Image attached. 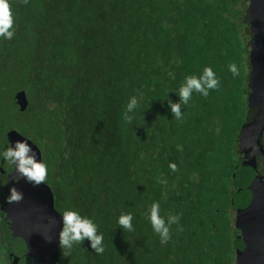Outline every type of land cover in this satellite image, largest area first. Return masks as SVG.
Here are the masks:
<instances>
[{"label": "trees", "instance_id": "1", "mask_svg": "<svg viewBox=\"0 0 264 264\" xmlns=\"http://www.w3.org/2000/svg\"><path fill=\"white\" fill-rule=\"evenodd\" d=\"M9 2L15 23L12 39L0 37V153L7 131L28 138L47 165L54 209L78 211L103 235L102 254L87 239L67 256L58 243L54 264H233V202L245 168L236 157L246 117L245 0ZM205 67L219 88L206 97L194 91L177 120L168 100L180 102L185 77ZM0 168L1 206L11 168L2 156ZM153 202L166 223L180 217L165 244L147 218ZM121 213L132 214L134 231L118 224ZM7 223L0 210V264L14 256L31 264Z\"/></svg>", "mask_w": 264, "mask_h": 264}, {"label": "flooded vegetation", "instance_id": "2", "mask_svg": "<svg viewBox=\"0 0 264 264\" xmlns=\"http://www.w3.org/2000/svg\"><path fill=\"white\" fill-rule=\"evenodd\" d=\"M253 1L254 11L247 12L246 24L250 42L246 117L236 148L239 165L245 168L240 173L243 183L236 189L233 202L232 226L236 239L233 264H264V0ZM251 25L259 31L254 33ZM240 190H244V196L239 195ZM251 233L253 238L247 243V235Z\"/></svg>", "mask_w": 264, "mask_h": 264}, {"label": "clouds", "instance_id": "3", "mask_svg": "<svg viewBox=\"0 0 264 264\" xmlns=\"http://www.w3.org/2000/svg\"><path fill=\"white\" fill-rule=\"evenodd\" d=\"M20 2L27 4L28 0H20ZM14 23V15L9 0H0V37L9 40L12 39L14 36ZM229 70L233 76H239L240 74L234 62L229 64ZM219 83L211 67H205L203 69V74L199 77L195 75L186 76L178 92L180 102L173 103L171 100H168L173 117L177 120L182 119L181 105L188 104L194 91L206 97L209 94V90L219 88ZM137 106V97H131L127 104L126 111L123 114L126 122H132L133 117L128 115V113L133 112ZM0 156L14 166L19 179L23 178L34 186L46 181L48 175L47 165L42 161H37L36 153L29 146L27 141H16L14 146L11 144L6 150L0 153ZM169 167L173 172L178 170L177 165L174 163H170ZM157 182L167 183L166 180L160 178H158ZM23 198V193L21 191L16 187H11L6 201L9 204L19 203ZM61 217L62 229L59 232V246L61 249L68 250L64 253L65 256L69 254L73 244H82L85 239L91 242V248L94 252L97 254H102L104 252L103 235L97 234V225L90 218L83 217L78 211L71 209L64 210L61 213ZM147 218L154 232L159 235L161 244H165L171 239L170 228L173 224L178 225L180 219L179 215H169L166 223L165 218L160 215L159 202H153L150 205ZM132 219V214L121 213L118 218V224L129 232L134 231L131 223Z\"/></svg>", "mask_w": 264, "mask_h": 264}, {"label": "water", "instance_id": "4", "mask_svg": "<svg viewBox=\"0 0 264 264\" xmlns=\"http://www.w3.org/2000/svg\"><path fill=\"white\" fill-rule=\"evenodd\" d=\"M253 7L254 1L248 0L247 12L254 11ZM251 28L254 33L259 31V28L254 25H251ZM254 38L255 36H252V39ZM14 98L19 109L23 110L27 103L24 92L18 91ZM6 139L7 147L11 144L14 146L18 140L27 141L36 153L37 161H40L39 149L28 138L11 129L6 132ZM0 171L4 172L1 168ZM17 175L14 166L11 165L3 184L5 201L0 206L8 222L10 235L21 239L25 248L24 254L30 258L31 264H54L58 257L57 248L59 232L62 229V217L53 207L52 192L44 183L34 186L23 178L19 179ZM11 187H16L23 193L24 198L19 203H7L6 198ZM247 236V243H251L252 233ZM16 261L17 257L14 256L12 263L15 264Z\"/></svg>", "mask_w": 264, "mask_h": 264}, {"label": "rangeland", "instance_id": "5", "mask_svg": "<svg viewBox=\"0 0 264 264\" xmlns=\"http://www.w3.org/2000/svg\"><path fill=\"white\" fill-rule=\"evenodd\" d=\"M247 5H248V2L247 1L244 4L242 3V6H243V8L245 10H247ZM247 17H248V15H247L246 11H244V13L242 14V20L245 22L247 20ZM249 43H250L249 42V39L245 40L246 53H249L250 54ZM249 59H250L249 57H246V63L245 64H246L247 77L250 78V73H249V71H250V61H249Z\"/></svg>", "mask_w": 264, "mask_h": 264}]
</instances>
